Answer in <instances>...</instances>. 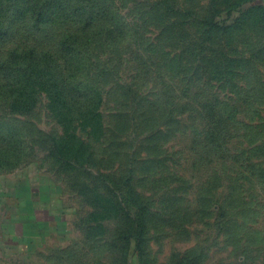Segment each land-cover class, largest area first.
<instances>
[{"label":"rangeland","instance_id":"374dc122","mask_svg":"<svg viewBox=\"0 0 264 264\" xmlns=\"http://www.w3.org/2000/svg\"><path fill=\"white\" fill-rule=\"evenodd\" d=\"M11 212L14 264H264V0H0Z\"/></svg>","mask_w":264,"mask_h":264},{"label":"crops","instance_id":"0c3cea01","mask_svg":"<svg viewBox=\"0 0 264 264\" xmlns=\"http://www.w3.org/2000/svg\"><path fill=\"white\" fill-rule=\"evenodd\" d=\"M6 214V213H5ZM7 216V214H6ZM34 218L32 216L24 217L23 215H19L17 213H8V216L6 219H3V221L0 222V260L3 263L8 264H14L13 260L11 261V257L6 254L7 248L4 247L7 245V243L16 242L17 244L23 243L26 240L28 241V245L31 244L32 241V235H27L25 232V227L30 225H36L37 221L34 222ZM21 246V245H20ZM23 247L20 250V255L23 257L24 251L22 250ZM27 251V252H26ZM26 253H28V250H25ZM25 253V254H26Z\"/></svg>","mask_w":264,"mask_h":264}]
</instances>
